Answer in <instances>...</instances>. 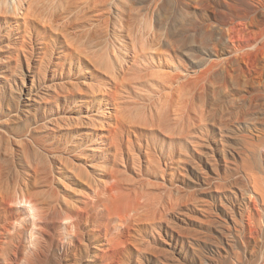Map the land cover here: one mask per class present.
<instances>
[{"label": "rangeland", "instance_id": "obj_1", "mask_svg": "<svg viewBox=\"0 0 264 264\" xmlns=\"http://www.w3.org/2000/svg\"><path fill=\"white\" fill-rule=\"evenodd\" d=\"M13 1L0 264H264V0Z\"/></svg>", "mask_w": 264, "mask_h": 264}, {"label": "bare ground", "instance_id": "obj_2", "mask_svg": "<svg viewBox=\"0 0 264 264\" xmlns=\"http://www.w3.org/2000/svg\"><path fill=\"white\" fill-rule=\"evenodd\" d=\"M0 1H1V0H0ZM4 1L7 2V0H4ZM43 1H44V0H14V1L12 2V4L8 2L9 5H6V4H5L4 6L9 7L10 10L12 9L14 12H16V15H17V12H18V13L22 16V17L20 16V19H21V18L23 19V20H21V22L23 21L24 24H27V23L29 24V23L31 22L30 20L33 19V17H35V18L37 17V18H38V16L36 15L37 13L40 14L41 11L45 9L44 6L40 5V3H43ZM50 1H51V0H50ZM57 1H58V0H57ZM59 1H60V0H59ZM10 2H11V1H10ZM46 2H47V0H46ZM48 2H49V1H48ZM52 2H53V1H51V3H52ZM61 2H62V1H61ZM77 2H78V1H77ZM77 2H76V1H75V3L70 2L71 5H69V6L67 7L68 9H66V10H68L67 12L70 13V14H69V17H70V15H72V12H73V14H74V13H77V16H78V15H81V14L83 13V12L80 11V10H82V9L79 7L80 4H78ZM55 3H56V2H55ZM62 3H63V2H62ZM66 3H67V2H66ZM66 3H65V4H66ZM72 3H73V4H72ZM76 3H77V4H76ZM81 3H83V2L81 1ZM3 4H4V3H3ZM47 4H48V3H47ZM60 4H61V3H60ZM43 5H45V2L43 3ZM82 5H83V4H81V6H82ZM84 5H85V4H84ZM4 6H3L2 8H4ZM45 6H47V5H45ZM56 6H57V5H56ZM59 7H60V6H59ZM62 7H63V6H62ZM78 7L80 8V10H78V9H79ZM82 7H83V6H82ZM0 8H1V7H0ZM5 8H6V7H5ZM47 8H48V6H47ZM40 9H41V11H40ZM53 9H54V8H53ZM20 10H21V11H20ZM83 10H84V9H83ZM44 11H45V10H44ZM46 11H47V10H46ZM46 11H45V12H46ZM48 11H49V10H48ZM61 12H62V10H61ZM0 13H1V12H0ZM2 13H4V11H3ZM9 13H10V12H9ZM78 13H79V14H78ZM5 14H6V12H5ZM19 14H18V15H19ZM39 14H38V15H39ZM45 14H46V13H45ZM53 14H54V13H53ZM53 14H52V15H53ZM67 14H68V13H67ZM14 15H15V14H14ZM63 15H64V14H63ZM74 15H75V14H74ZM39 16H40V15H39ZM82 16H83V15H82ZM166 17H167V16H166ZM55 18H57V17H55ZM63 18H64V16H63ZM70 18H71V17H70ZM83 18H84V17H82V20H86V21H84V22H86V23H83L82 25H80V24H81V23H80V20H81V19H79V17L77 18V19H79L78 21H79L80 24L78 25L79 28H77L76 30H78V29H80V28H82V29H83V28H86V30H88V29H91V28H92V26H93L92 24H93V23H92L91 21H93V20H89V21H88V19H85V18L83 19ZM20 19H18V20H20ZM72 19H73V18H72ZM72 19H71V20H72ZM167 19H168V17H167ZM18 20H17V21H18ZM43 20H44V19H43ZM48 20H49V19H48ZM62 20H63V19H62ZM32 21H33V20H32ZM39 21H41V20H39ZM66 21H67V20H66ZM34 22H35V21H34ZM36 22H37V21H36ZM46 22H47V21H46ZM52 22H53V21H52ZM63 22H64V21H63ZM72 22H73V21H72ZM81 22H82V21H81ZM18 23H19V22H18ZM32 23H33V22H32ZM38 23H40V22H38ZM28 24H27V25H28ZM30 24H31V23H30ZM57 24H58V23H57ZM57 24H56V25H57ZM73 24H74V23H73ZM94 24H96V23H94ZM48 25H49V24H48ZM50 25H51V24H50ZM50 25H49V26H50ZM62 25H63V24H62ZM90 25H91V27H89ZM22 26H23V25H22ZM25 26H26V25H25ZM25 26H24V27H25ZM57 26H58V25H57ZM60 26H61V25H60ZM70 26H71V25H70ZM78 26H77V27H78ZM95 26H97V25H95ZM27 27H28V26H27ZM50 27H51V26H50ZM52 27H53V26H52ZM63 27H64V26H63ZM93 27H94V26H93ZM25 28H26V27H25ZM56 28H57V27H56ZM56 28H55V32H56ZM60 28H61V27H60ZM75 28H76V27H75ZM49 29H51V28H49ZM57 29H58V28H57ZM82 29H80V30H78V31H81ZM93 29H94V28H93ZM93 29L91 30L92 32H93ZM66 31H67V30H66ZM82 31L85 32L84 35L86 34V36H87V34H88V35L91 34V33H88V32L86 33V31H84V29H83ZM64 32H65V31H64ZM64 32H63V33H64ZM68 32H69V31H68ZM68 32H67V35L70 36V35H69L70 33L68 34ZM94 32H95V31H94ZM80 33H81V32H80ZM62 35H63V34H62ZM65 36H66V35H65ZM71 36H72V35H71ZM71 36H70V37H71ZM89 36H91V35H89ZM89 36H87V37H89ZM177 36H178V35H177ZM182 36H183V35H182ZM63 37H64V36H63ZM70 37H68L67 39H69ZM87 37H85V40H86ZM169 37H170V36H169ZM206 37H207V36H206ZM91 38H92V37H91ZM173 38H174V37H173ZM208 38H209V37H208ZM87 39H89V38H87ZM183 39H184V38H183ZM205 39H206V38H205ZM71 40H73V39H71ZM92 40H93V38H92L91 40H88V41L90 42V41H92ZM94 40H95V39H94ZM171 40H172V39H171ZM188 40H189V39H188ZM66 41H67V40H66ZM69 41H70V40H69ZM73 41L75 42V41H77V40H73ZM73 41H71V42H73ZM169 41H170V39H169ZM169 41H168V40L165 41L166 46H167V47H169V46H173L172 43H174V41H173L172 43H170ZM71 42H70V43H71ZM84 42H85V41H84ZM86 42H87V41H86ZM89 42H88V43H89ZM93 42H94V41H93ZM182 42H183V41H182ZM206 43H207V42H206ZM72 44H73V43H72ZM81 44H84V43H81ZM81 44H80V45H81ZM181 44H182V43H181ZM80 45H79V47L76 48V49H79V48H81V47H82V49H83V48L86 47V44L84 45V47H83V45L80 47ZM90 45H92V43H90ZM90 45H88L87 47H89ZM77 46H78V45H77ZM189 46H190V45H189ZM86 49H87V48H85V51H86ZM79 50H80V51H79ZM79 50H78V52H81V49H79ZM83 50H84V49H83ZM87 51H88V49H87ZM82 53H83V52H82ZM83 54H84V53H83ZM166 54L169 55V52H166ZM187 54H188V53H187ZM84 55H85V54H84ZM141 55H142V54H141ZM188 55H189V54H188ZM147 57H148V56H147ZM139 58H140V57H139ZM149 58L151 59L150 56H149ZM144 59H145V58H144ZM144 59H143V56H142V57H141V60H144ZM146 59H148V58H146ZM148 60H149V59H148ZM148 60H146V61H148ZM102 83H103V82H102ZM102 83H100V84H102ZM105 83H106V82H105ZM100 84H99V85H100ZM103 85H104V86H107V85H105L104 83H103ZM91 86H93V85H91ZM91 86H90V87H91ZM94 86H95V85H94ZM97 86H98V85H97ZM97 89H99V87H98ZM94 90H95V89H94ZM94 90H93V91H94ZM100 91H103V90L100 89ZM107 91H109V89H108ZM107 91H106V92H107ZM106 92H103L104 95H105ZM99 94H100V93H99ZM101 94H102V92H101ZM108 94H110V93H108ZM104 95H103V96H104ZM106 95H107V94H106ZM103 96H102V97H103ZM113 96H114V95H113ZM113 96H111V97H112V98H111L112 101H108L109 99H107V101H108L109 103L112 102L113 105H116ZM108 97H109V96H108ZM116 101H117V99H116ZM107 104H108V103H107ZM98 124H99V122H97V120H94V128H95V130H97V128H98V126H99ZM116 148H117V149L119 148L118 145H117ZM121 156H122V155H121ZM133 158H134V157H133ZM135 159H136V158H135ZM135 159H134V160H135ZM136 161H137V160H136ZM116 172L118 173L117 170L113 169V173L115 174V177H116ZM120 177H121V175H120ZM113 182H114V181H113ZM118 182H119V181H118ZM116 183H117V182H116ZM129 185H130V184H129ZM122 189H123V188H122ZM126 189H127V188H126ZM128 189H129V188H128ZM95 193H96V192H95ZM97 193H98V191H97ZM39 195H40V194H39ZM118 196L120 197V194H118ZM126 196H127V195H126ZM138 198H139V197H138ZM52 199H53V198H52ZM116 199H117V198H116ZM116 199H115V200H116ZM121 200H122V199H121ZM51 201H52V200H51ZM117 201H118V200H117ZM57 202H58V201H57ZM135 202H136V201H135ZM120 204H121V203H120ZM59 205H60V204H59ZM136 205H137V204H136ZM136 205H134V206H136ZM45 206H46V205H45ZM48 206H49V205H48ZM124 206H125V205H124ZM55 207H56V206H55ZM56 209H57V208H56ZM111 209H112V208H110V210H111ZM58 210H59V209H58ZM113 211H114V210H113ZM113 211H112V212H113ZM115 212H116V211H115ZM52 213H53V212H52ZM49 214H50V213H49ZM58 215H59V213H58ZM58 215H57V212L53 213V218H54V217L57 218ZM108 215H109V214H108ZM61 216H62V215H61ZM64 216H65V215H64ZM49 218H50V217H49ZM18 234H19V233H18ZM23 240H24V239H23ZM22 242H23V241H22ZM39 254H40V253H39ZM39 257H40V256H39ZM43 259H44V258H43Z\"/></svg>", "mask_w": 264, "mask_h": 264}]
</instances>
